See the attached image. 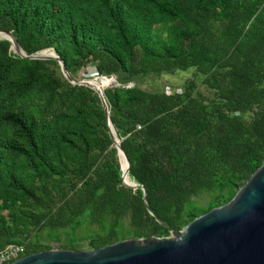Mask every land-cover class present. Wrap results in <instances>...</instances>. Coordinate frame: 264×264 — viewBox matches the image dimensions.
<instances>
[{
  "label": "trees",
  "instance_id": "1",
  "mask_svg": "<svg viewBox=\"0 0 264 264\" xmlns=\"http://www.w3.org/2000/svg\"><path fill=\"white\" fill-rule=\"evenodd\" d=\"M0 29L74 79L115 76L108 115L146 190L123 180L97 91L0 36V250L169 235L262 163L264 0H0ZM189 67L211 95L127 85Z\"/></svg>",
  "mask_w": 264,
  "mask_h": 264
},
{
  "label": "water",
  "instance_id": "2",
  "mask_svg": "<svg viewBox=\"0 0 264 264\" xmlns=\"http://www.w3.org/2000/svg\"><path fill=\"white\" fill-rule=\"evenodd\" d=\"M0 33L24 56L58 58L66 78L97 91L117 153H122L126 160L123 167L120 158L123 180L132 187L143 188L126 178L129 160L109 118L103 87L95 79L72 78L62 58L54 52L26 53L11 30L0 29ZM109 77L110 83L120 84L113 74ZM147 208L150 210L148 205ZM169 230L170 235L127 237L96 248L89 247V240L87 248L36 250L8 264H264V159L229 200L195 216L180 229Z\"/></svg>",
  "mask_w": 264,
  "mask_h": 264
},
{
  "label": "rangeland",
  "instance_id": "3",
  "mask_svg": "<svg viewBox=\"0 0 264 264\" xmlns=\"http://www.w3.org/2000/svg\"><path fill=\"white\" fill-rule=\"evenodd\" d=\"M0 36H3V33H0ZM41 52L49 53V52H53V49L45 48V49L38 51V53H41ZM79 75L80 77L78 79H82V78L83 79H91V78L93 79L94 77L101 76V75H97L93 73V68L91 65L88 66L85 71L80 72ZM191 79H193L196 82L197 89L200 92L208 96L211 95L209 88L201 82L200 74H198L195 71V68L193 67H189L185 70L178 69L174 72H163L160 74L148 72L145 75H140L139 77L130 81L128 84L137 83L140 86H143L146 88H165L167 90L182 91ZM110 84L111 83L104 85L103 88L107 87ZM119 159H120V156H119ZM200 202H203V199H201ZM87 247L88 246L83 244L82 248H87Z\"/></svg>",
  "mask_w": 264,
  "mask_h": 264
},
{
  "label": "built area",
  "instance_id": "4",
  "mask_svg": "<svg viewBox=\"0 0 264 264\" xmlns=\"http://www.w3.org/2000/svg\"><path fill=\"white\" fill-rule=\"evenodd\" d=\"M23 252L21 244H8L5 249L0 250V264H8L14 259L20 257Z\"/></svg>",
  "mask_w": 264,
  "mask_h": 264
},
{
  "label": "bare ground",
  "instance_id": "5",
  "mask_svg": "<svg viewBox=\"0 0 264 264\" xmlns=\"http://www.w3.org/2000/svg\"><path fill=\"white\" fill-rule=\"evenodd\" d=\"M92 79V78H91ZM96 80V82L98 84H100L101 87H103L104 85L108 84L111 82V78L110 77H107V76H101V77H95L93 78ZM101 79V80H99ZM101 81V82H100ZM120 158H121V162H122V166L123 167H126V160L124 158V156L122 155V153L120 154ZM126 178L130 181H132V178H130L129 174L127 173L126 174Z\"/></svg>",
  "mask_w": 264,
  "mask_h": 264
}]
</instances>
